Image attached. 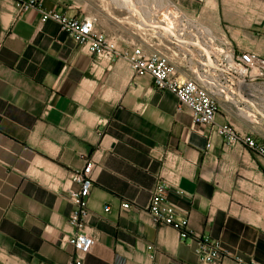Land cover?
<instances>
[{
	"label": "crops",
	"instance_id": "1",
	"mask_svg": "<svg viewBox=\"0 0 264 264\" xmlns=\"http://www.w3.org/2000/svg\"><path fill=\"white\" fill-rule=\"evenodd\" d=\"M171 2L167 15L264 59V0ZM137 5L44 1L45 10L91 21L119 49L159 53L184 73L181 46L143 24ZM95 62L39 10L0 0V264L71 263L69 180L91 158L87 231L96 244L84 264H199L197 242L152 223L148 208L163 180L191 229L230 252L221 264H264V158L226 147L213 129L198 132L175 95L126 61ZM231 109L221 101L216 122L264 143V120L251 124Z\"/></svg>",
	"mask_w": 264,
	"mask_h": 264
},
{
	"label": "built area",
	"instance_id": "2",
	"mask_svg": "<svg viewBox=\"0 0 264 264\" xmlns=\"http://www.w3.org/2000/svg\"><path fill=\"white\" fill-rule=\"evenodd\" d=\"M13 1L21 13L30 9L39 10L43 24L49 21L57 23L61 31L78 45L88 47L96 58L95 65L122 59L133 69L136 77H152L157 90L170 92L177 97L180 109L189 112L198 132L213 129L226 147L242 145L264 158V143L232 123L216 122L221 101L230 105L234 114L244 121L258 124L264 120V59L256 53H238L231 43L215 38L209 29L190 20L178 21L170 15L169 21L172 23L165 20L160 23L169 29L165 35L181 46L178 49L184 54L185 72L180 73L166 56L147 53L136 46L121 50L114 40L97 30L91 21L45 10V0ZM210 147L211 144L208 145ZM95 168L96 161L91 158L69 180L68 193L73 210L68 224L74 233L65 237V242L75 250V257L70 264H84L96 244L95 237L87 231ZM167 192L168 182L163 180L154 191L148 208L152 223L158 227L174 228L182 241L197 242L199 264H221L224 258L231 255L230 252L221 241L199 237L191 229L189 218L168 202ZM129 208L127 202L122 205L125 211ZM109 211L110 208H106V212ZM239 264L246 263L239 260Z\"/></svg>",
	"mask_w": 264,
	"mask_h": 264
},
{
	"label": "rangeland",
	"instance_id": "3",
	"mask_svg": "<svg viewBox=\"0 0 264 264\" xmlns=\"http://www.w3.org/2000/svg\"><path fill=\"white\" fill-rule=\"evenodd\" d=\"M136 1L140 3V6L137 5V7L138 8L141 7L142 23L149 24L150 26H152L150 28H157L160 31L162 30L161 31L162 34L165 35V33L169 29L160 22L161 20H165L169 23H172L171 21H169V15H167L165 11H163L162 8L156 4L155 0H136ZM137 12L140 13L138 9Z\"/></svg>",
	"mask_w": 264,
	"mask_h": 264
},
{
	"label": "bare ground",
	"instance_id": "4",
	"mask_svg": "<svg viewBox=\"0 0 264 264\" xmlns=\"http://www.w3.org/2000/svg\"><path fill=\"white\" fill-rule=\"evenodd\" d=\"M155 2L158 6H160L162 8L163 11H166L167 9H169L172 6V3L170 2V0H155ZM244 117H246V116L244 115Z\"/></svg>",
	"mask_w": 264,
	"mask_h": 264
}]
</instances>
